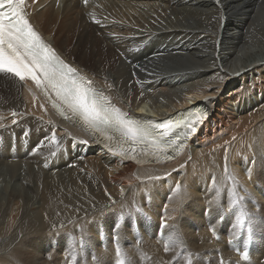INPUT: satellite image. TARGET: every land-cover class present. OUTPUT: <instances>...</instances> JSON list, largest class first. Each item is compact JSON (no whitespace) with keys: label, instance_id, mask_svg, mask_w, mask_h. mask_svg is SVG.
Listing matches in <instances>:
<instances>
[{"label":"bare ground","instance_id":"1","mask_svg":"<svg viewBox=\"0 0 264 264\" xmlns=\"http://www.w3.org/2000/svg\"><path fill=\"white\" fill-rule=\"evenodd\" d=\"M26 8L60 55L138 118L198 100L209 115L180 158L138 166L60 120L31 81L0 74V264H114L113 242L125 264H264V0H27ZM130 48L140 51L120 55ZM157 52L165 56L148 65L154 75L131 76L130 64ZM53 128L58 144L47 139ZM241 211L254 221L246 260Z\"/></svg>","mask_w":264,"mask_h":264},{"label":"snow or ice","instance_id":"2","mask_svg":"<svg viewBox=\"0 0 264 264\" xmlns=\"http://www.w3.org/2000/svg\"><path fill=\"white\" fill-rule=\"evenodd\" d=\"M83 2L87 4L88 0ZM24 3L25 0H0V74L10 75L24 83L31 81L35 88L50 101L52 108L60 117L70 121L73 126H79L83 132L95 140L97 145L102 146L113 156L131 159L138 164L150 159L160 162L162 157L172 160L185 148L189 138L207 119V111L199 109L188 111L184 119L176 121L167 119L162 123L134 118L118 106L112 96L98 89L86 72L71 66L61 58L53 46L45 42L42 35L30 23L22 7ZM215 3L222 4L223 0H215ZM216 11L219 12L217 22H226L227 15L219 8ZM138 51L140 49L130 48L120 55L127 58L129 52ZM164 56L163 52H157L150 59L146 57L147 64H130L131 76L136 77L139 73L154 75L155 71H150L148 65L159 66L157 61L163 60ZM40 108H45V105L41 104ZM140 111L144 112L145 109L141 108ZM12 115L16 116L17 113L13 112ZM12 124H17V120L12 119ZM3 127L5 125L0 123V128ZM176 129H183V131L175 138H169ZM24 136L28 137L29 132L25 131ZM47 139L58 144L55 128L52 129L51 137ZM37 143L40 141L38 140ZM79 143L87 145L89 141L83 139ZM35 151L36 148L33 147V152ZM169 152L171 155L168 154ZM55 154L52 153V155ZM251 175L252 171L249 170V179ZM159 178L156 175H147L148 180ZM230 178L231 192L235 194L238 181L235 177ZM213 187L215 188V184ZM180 188L181 184L177 182L175 191L178 192ZM244 191L250 196L247 189ZM217 193H219L218 189ZM243 199V197H237L233 204H238ZM245 222L248 223V231L251 234L254 221L246 212L241 211L236 226L243 227ZM116 227L118 228L119 224ZM210 231L215 235V229ZM168 250L166 245L165 251ZM119 255L118 252L117 256ZM242 255L246 257L247 253ZM117 264H125V262L117 259Z\"/></svg>","mask_w":264,"mask_h":264},{"label":"rangeland","instance_id":"3","mask_svg":"<svg viewBox=\"0 0 264 264\" xmlns=\"http://www.w3.org/2000/svg\"><path fill=\"white\" fill-rule=\"evenodd\" d=\"M92 24H93V23H92ZM93 25H94V24H93ZM236 78H240L239 74L236 76ZM12 207H14V205H13Z\"/></svg>","mask_w":264,"mask_h":264}]
</instances>
